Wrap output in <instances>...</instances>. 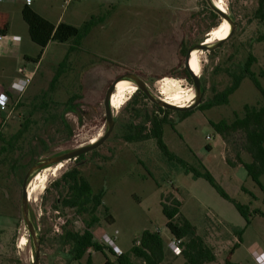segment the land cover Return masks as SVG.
Masks as SVG:
<instances>
[{
    "label": "rangeland",
    "instance_id": "obj_1",
    "mask_svg": "<svg viewBox=\"0 0 264 264\" xmlns=\"http://www.w3.org/2000/svg\"><path fill=\"white\" fill-rule=\"evenodd\" d=\"M45 1L54 2L61 13L66 12L61 0ZM112 1L106 6L109 10L102 14L107 15L101 28L107 32V40L105 46L89 56L93 64L87 62L86 55L76 56L54 88L50 85L54 69L47 68L44 85L38 77L27 94L11 99L7 111H0V127L11 113L9 123L0 132V211L12 215L16 225L10 238L9 227H3L12 219L0 214V242L5 246L9 243L7 249L0 251V264H33L35 260L34 244L22 210V183L30 168L38 161L102 138L107 131V90L127 73L139 75L152 95L159 98H163L162 81L168 78L194 91L192 79L185 77L181 43L190 48L205 42L223 21L220 15L215 16L207 0ZM224 2L234 29L219 48L203 51L199 76L202 105L232 86L233 77L242 74L249 56L256 58L252 70L264 87V23L256 15L261 2ZM75 94L81 97L71 104L69 100ZM127 94V103L119 110L112 109L115 127L101 147L81 161L62 162L64 166L59 172L53 170L59 164L40 171L50 169L45 190L36 202L30 203L31 218L40 239L39 264H87L90 254L95 264H104L107 258L117 263V257L108 248L112 245L104 235L128 253L145 230H159L164 238L167 255L162 264H183V255L174 253L169 246L174 237L166 227L161 205L162 201L172 205V198L182 204L176 221L181 223L186 218L197 228V234L213 248L215 264H227V260L234 264H261L251 246L256 242L264 248V219L251 217L239 242L231 227L244 228L247 223L234 204L222 198L205 179H195L178 163L168 161L155 139L130 140L136 135L130 131L131 124L142 126L147 117L163 118L165 114L138 90L134 95ZM245 105L264 106L263 97L248 78L228 97L226 105L205 111L196 108L184 119L177 111L167 113L174 127L164 126L163 140L172 153L190 165L200 168V160L232 199L249 206L251 211H264L261 188L251 178H242L227 163L228 159L237 161L236 154L251 160L241 149L244 134L233 133L224 141L211 124L232 123L237 117H244ZM150 128L148 123L147 132ZM73 172L79 173L96 196L101 195L98 222L91 232L97 242L107 247L106 253L89 250L81 261L73 259L71 247L63 239L64 229L81 232L90 219L89 213L63 208L66 182ZM24 235L28 244L20 247ZM237 243L239 246L231 254ZM132 260L141 263L135 257Z\"/></svg>",
    "mask_w": 264,
    "mask_h": 264
},
{
    "label": "trees",
    "instance_id": "obj_2",
    "mask_svg": "<svg viewBox=\"0 0 264 264\" xmlns=\"http://www.w3.org/2000/svg\"><path fill=\"white\" fill-rule=\"evenodd\" d=\"M260 2L261 6L256 15L260 22L264 23V0H260ZM214 14L217 16V13L214 12ZM23 18L29 26L31 39L35 43L45 48L50 42H73L74 45L70 48L71 53L82 46V41L94 27L103 24L107 20V15L93 17L80 28L65 23L56 26L36 13L30 6L25 5L23 8ZM7 29L8 25L5 26L4 32H6ZM185 52L186 45L185 42H182L181 53L184 55ZM255 62L256 58L254 56H249L242 74L233 77L232 86L226 92L217 94L213 101L207 104H201L198 109L205 111L215 106L226 105L228 103V97L237 91L242 81L246 78L253 83L264 99V87L258 75L252 70V66ZM67 67L66 58L58 67L51 83L52 88L55 87L59 78L66 73ZM184 73L186 79H192L187 69L184 70ZM261 77L264 78V71H261ZM138 91L142 93L144 99L148 100L147 96L141 90L138 89ZM80 97L81 95L75 94L70 98L69 102L74 104ZM157 107L165 116L163 118L159 117V115L147 117L142 126H133L131 124L130 131L136 133V135L135 138H131L130 140L143 141L155 139L164 157L168 161L178 163L187 174H192L195 179H205L222 198L234 204L247 223L244 228L231 227L234 236L238 238L239 242H242V236L251 223V217L260 216L264 218V211L260 209L251 211L249 206L243 205L232 199L200 160L197 161L201 169L190 165L185 160L178 158L172 153L163 140V133L165 125L169 124L174 127V123L168 120L167 113L175 110L164 109L160 106ZM192 111L193 110L177 112L180 113L181 118L184 119L188 117ZM244 112V117H237L232 123L220 121L211 122V124L224 141L233 133L242 132L244 134L245 141L241 149L250 156L251 160L246 161L240 154H236L237 161L228 159L227 163L231 167H244L248 176L264 192V185L261 181V178L264 176V106L257 108L245 105ZM148 123L151 125L149 132H147ZM96 150L90 153H94ZM84 156L85 155L80 156L76 161H81ZM99 197H101V195L96 196L91 186L81 178L78 172H73L69 176L66 182V196L63 200V208L76 209L81 214H90V219L86 222L87 228L85 230L80 232L64 229L63 231L64 242L71 247V254L75 261H81L89 250L106 253L105 250L107 247L97 242L93 232H91V228L98 222L96 213L101 206V202L98 200ZM171 201L173 202L172 205H168L164 201L161 202V205L163 213L167 218V229L174 238L181 241V254L185 259L183 264H215L217 258L214 250L206 243L203 237L197 234V228L186 218H184L181 223L176 221L181 213V202L176 198H172ZM238 246V243L233 246L231 254ZM108 248L110 252L117 257V263L107 258L104 264H135L132 260L133 257L141 260L139 264H162L167 255L166 244L159 231L145 230L141 237L134 242L130 252L123 253L121 256H118L113 248ZM226 263L233 264L230 260H227ZM87 264H95L92 261L91 254L88 256Z\"/></svg>",
    "mask_w": 264,
    "mask_h": 264
},
{
    "label": "crops",
    "instance_id": "obj_3",
    "mask_svg": "<svg viewBox=\"0 0 264 264\" xmlns=\"http://www.w3.org/2000/svg\"><path fill=\"white\" fill-rule=\"evenodd\" d=\"M110 2L114 3L112 0H82L77 3H85V5L79 7L75 6L77 3L65 5L67 8L64 9L66 12L63 13H61L62 11L52 1L33 0V4L30 7L56 26L65 23L80 28L91 18L102 16L104 11L109 10L106 6ZM25 5V0H17L14 2L0 1V93H6L10 100L23 95L12 89V85L18 78L29 80L26 91L24 92V94H27L38 77L44 82L43 85L45 84L47 80V68L50 67L54 69V73L50 79L51 85L58 67L66 58L68 65L69 61L71 62L76 56L82 55L84 57L86 55L85 57H88L87 62L93 64L94 62L90 60L89 56L93 50L98 52V47L105 46L107 40L105 38L107 32L105 33V31L103 32L101 30L105 22H107L105 21L103 24L94 27L82 41V46L71 53L70 48L74 45L73 42H50L45 48H42L31 39L29 26L23 18V8ZM6 25H8V29L4 32ZM88 50L90 52L87 54ZM7 108L5 110L0 108V111L5 112ZM10 115L11 113L9 112L8 116L4 119L5 121L2 122L0 132L9 123L7 119ZM232 168L236 169L242 178H250L244 167L236 166ZM241 168L243 170H239ZM0 214L12 219L8 224L3 223L5 226L3 228L9 227L11 238L13 232H15V219L6 212L0 211ZM260 218L264 219L263 217ZM254 244V246H251L252 251L258 250L264 252L262 246L256 242ZM8 246L9 243L5 246L0 242V251L7 249Z\"/></svg>",
    "mask_w": 264,
    "mask_h": 264
},
{
    "label": "water",
    "instance_id": "obj_4",
    "mask_svg": "<svg viewBox=\"0 0 264 264\" xmlns=\"http://www.w3.org/2000/svg\"><path fill=\"white\" fill-rule=\"evenodd\" d=\"M207 2L209 4V6L213 9L214 12H216L218 15H220L223 18V20L227 21L230 24L231 32H230L229 37H231V35L233 33V29H234L233 19L226 12L220 10L216 6L214 0H207ZM229 37L227 39H229ZM224 41H226V40L218 41L215 44H209V45H206L204 42H201V43H199L195 46H192L188 49L187 54L185 56V69H187V71L189 72V74L193 80L195 98H194V102L192 105H189L188 107L182 108V107L170 104V103L166 102L163 98H159V97L152 95V93L148 89V86L146 85V83L139 76L132 74V73H127L124 76H122L121 78L116 79L112 83L110 88L107 90V93L105 96V101H104L105 112H106V117H107V119H106L107 120V131L102 138H100L99 140H97L94 143L91 142L87 146H82L80 148L71 150V151L63 153L61 155L54 156V157H51L49 159L38 161L37 164L33 165L30 168V170L27 172V174L23 180V183H22V210H23L24 220H25V222L29 228L30 237L33 241L34 248H35V260H34L33 264H39L40 239L38 237L35 225H34L32 218H31L30 202L28 199V187L30 185L32 178H34V176L37 173H39L41 170H43L44 168H47L49 166L57 165V164H60L62 162L68 161V160H77L80 156L86 155V154L98 149L108 140V138L112 134L114 127H115V119L113 116V111H112V106H111V97L115 92L117 84L119 82H121L122 80H129L132 83H134L137 86V88L139 90H141L147 96L148 100H150L153 104L160 106L164 109H170V110H175V111H191V110L198 108L202 103L203 90H202V84H201L200 78L192 72V69L190 66L191 55L195 51H199V52L214 51L217 48H219Z\"/></svg>",
    "mask_w": 264,
    "mask_h": 264
},
{
    "label": "bare ground",
    "instance_id": "obj_5",
    "mask_svg": "<svg viewBox=\"0 0 264 264\" xmlns=\"http://www.w3.org/2000/svg\"><path fill=\"white\" fill-rule=\"evenodd\" d=\"M214 2L220 10L227 13L224 0H214ZM230 32V24L223 20L218 27L214 28V30L210 32V35L207 37L204 43L209 45L214 42L227 40ZM202 61L203 52L195 51L192 53L190 66L192 72L198 77L200 76ZM137 90V86L129 80H122L119 82L116 86L114 94L111 97L112 109H121L128 101L127 93L134 95ZM161 95H163L162 97L166 102L182 108L188 107L190 104H192L195 98L194 91L191 88L186 90L180 81L169 78L162 81ZM91 142H96V139L92 140ZM63 166L64 164L61 163L56 167L54 166L55 168L53 170L57 172ZM48 171L50 172V169H46L43 172L37 173L34 178H32L28 187V199L30 203L36 202L39 199L41 193L45 190L46 182L48 180ZM26 236H22L23 238L20 241V247L27 246L28 239Z\"/></svg>",
    "mask_w": 264,
    "mask_h": 264
},
{
    "label": "built area",
    "instance_id": "obj_6",
    "mask_svg": "<svg viewBox=\"0 0 264 264\" xmlns=\"http://www.w3.org/2000/svg\"><path fill=\"white\" fill-rule=\"evenodd\" d=\"M0 1L14 2L17 0H0ZM61 1L64 2L65 5H70L72 3L79 2L82 0H61ZM25 4L28 6H31L33 4V0H25ZM28 83H29V80H24L23 78H18L14 82V84L12 85V89L19 94H23L26 91ZM9 102H10L9 96L6 95V93H3V92L0 93V108L2 110H5L8 107ZM104 238L106 239V241H108L112 245V248L115 250V252L117 253L118 256L123 255L122 250L117 247V245L112 240V238H110L108 235H104ZM180 244H181V241L174 238V240L170 241L169 246L174 251V253L181 255ZM253 253L256 256V260L259 263L264 264V252L263 251L260 252L258 250H253Z\"/></svg>",
    "mask_w": 264,
    "mask_h": 264
},
{
    "label": "flooded vegetation",
    "instance_id": "obj_7",
    "mask_svg": "<svg viewBox=\"0 0 264 264\" xmlns=\"http://www.w3.org/2000/svg\"><path fill=\"white\" fill-rule=\"evenodd\" d=\"M215 13H216V12H215ZM188 49H189V48H186V52L184 53V56H186ZM135 75H136V74H135ZM137 76H139V75H137ZM139 77H140V76H139Z\"/></svg>",
    "mask_w": 264,
    "mask_h": 264
}]
</instances>
